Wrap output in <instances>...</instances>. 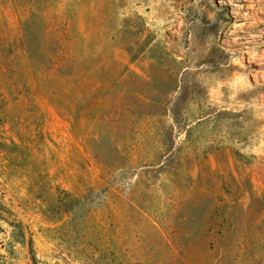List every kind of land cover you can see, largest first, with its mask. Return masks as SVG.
<instances>
[{
  "label": "rangeland",
  "instance_id": "rangeland-1",
  "mask_svg": "<svg viewBox=\"0 0 264 264\" xmlns=\"http://www.w3.org/2000/svg\"><path fill=\"white\" fill-rule=\"evenodd\" d=\"M0 264H264V0H0Z\"/></svg>",
  "mask_w": 264,
  "mask_h": 264
}]
</instances>
